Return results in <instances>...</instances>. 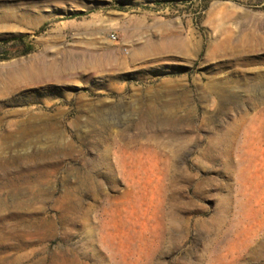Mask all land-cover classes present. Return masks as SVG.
Here are the masks:
<instances>
[{
  "label": "rangeland",
  "instance_id": "374dc122",
  "mask_svg": "<svg viewBox=\"0 0 264 264\" xmlns=\"http://www.w3.org/2000/svg\"><path fill=\"white\" fill-rule=\"evenodd\" d=\"M0 264H264V0H0Z\"/></svg>",
  "mask_w": 264,
  "mask_h": 264
},
{
  "label": "trees",
  "instance_id": "16d2710c",
  "mask_svg": "<svg viewBox=\"0 0 264 264\" xmlns=\"http://www.w3.org/2000/svg\"><path fill=\"white\" fill-rule=\"evenodd\" d=\"M21 40H22V45L23 46L19 48L20 52L22 54L30 53L33 50V48H34L33 45L32 44H27L24 39H21Z\"/></svg>",
  "mask_w": 264,
  "mask_h": 264
},
{
  "label": "bare ground",
  "instance_id": "6f19581e",
  "mask_svg": "<svg viewBox=\"0 0 264 264\" xmlns=\"http://www.w3.org/2000/svg\"><path fill=\"white\" fill-rule=\"evenodd\" d=\"M259 129H260V127L257 128V132H258Z\"/></svg>",
  "mask_w": 264,
  "mask_h": 264
}]
</instances>
